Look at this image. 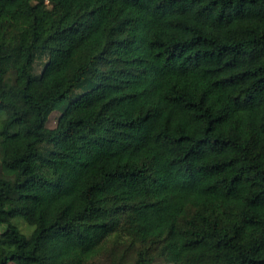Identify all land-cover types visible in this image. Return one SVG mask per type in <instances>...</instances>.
<instances>
[{"label": "trees", "instance_id": "trees-1", "mask_svg": "<svg viewBox=\"0 0 264 264\" xmlns=\"http://www.w3.org/2000/svg\"><path fill=\"white\" fill-rule=\"evenodd\" d=\"M1 225L0 264H264V0H0Z\"/></svg>", "mask_w": 264, "mask_h": 264}, {"label": "rangeland", "instance_id": "rangeland-1", "mask_svg": "<svg viewBox=\"0 0 264 264\" xmlns=\"http://www.w3.org/2000/svg\"><path fill=\"white\" fill-rule=\"evenodd\" d=\"M45 60V59H44ZM43 60V61H44ZM42 63L37 61L35 64L36 72H40L42 68ZM60 114L59 109H54L48 116V120L46 122V126L48 128H53L56 125L57 118ZM16 222L22 229V231H29V227L25 222L21 219H16ZM6 227L5 225L0 226V232L4 230ZM127 239L122 238L121 235H112L104 244L103 249L98 257L94 259V264H131L132 259L129 257V252L126 248ZM14 264V263H9ZM154 264H167L163 260H158Z\"/></svg>", "mask_w": 264, "mask_h": 264}]
</instances>
